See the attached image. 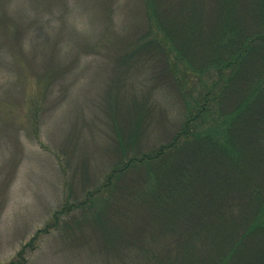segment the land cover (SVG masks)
<instances>
[{"label": "trees", "instance_id": "1", "mask_svg": "<svg viewBox=\"0 0 264 264\" xmlns=\"http://www.w3.org/2000/svg\"><path fill=\"white\" fill-rule=\"evenodd\" d=\"M155 1L124 62L151 69L150 94L184 97L183 122L149 151L130 153L119 136L110 177L8 264H28L27 251L75 210L99 232L102 264H264V0H181L182 22Z\"/></svg>", "mask_w": 264, "mask_h": 264}, {"label": "rangeland", "instance_id": "2", "mask_svg": "<svg viewBox=\"0 0 264 264\" xmlns=\"http://www.w3.org/2000/svg\"><path fill=\"white\" fill-rule=\"evenodd\" d=\"M155 2L166 19L187 17L181 0ZM149 23L146 0H0V264L110 177L119 136L144 152L180 127L184 97L150 94L151 69L124 62ZM68 213L27 251L28 264H102L99 232Z\"/></svg>", "mask_w": 264, "mask_h": 264}]
</instances>
